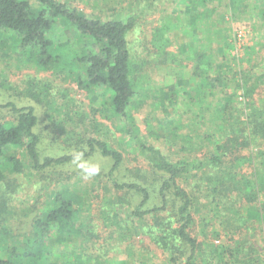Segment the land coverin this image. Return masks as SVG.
<instances>
[{"label": "rangeland", "instance_id": "374dc122", "mask_svg": "<svg viewBox=\"0 0 264 264\" xmlns=\"http://www.w3.org/2000/svg\"><path fill=\"white\" fill-rule=\"evenodd\" d=\"M26 1L33 12L39 9L38 0ZM57 1L93 19H134L128 41L137 94L130 113L148 143L174 159L178 157L172 147L174 140H182L181 135L192 131V116L201 115L204 106V98L195 93L192 77L195 54L191 17L201 0ZM213 6L216 10L211 13L207 8L205 18L209 13L213 18L220 16V3ZM240 20L230 23L228 15L216 20L218 26L227 27L230 48L226 51L234 56L236 72L245 65L243 53L247 46L260 43L256 47L264 55L261 21L256 22L252 10L242 14ZM49 38L51 50L63 57L60 68L37 66V49L21 50L15 33L0 30V122L14 118L10 104L19 109L31 108L37 119L35 132L41 160L70 155L91 137L105 141L122 154L124 161L116 179L138 180L133 175L137 168L143 169L142 163L129 147L121 122L108 111L109 94L79 87L76 79L85 76V66L67 63V56L80 53L82 41L58 22ZM67 42H74L77 49ZM220 46L213 44V51L220 50ZM194 119L197 127L203 125ZM5 156H16L21 171H13ZM84 160L98 164L99 172L86 178L72 162L34 170L24 149L8 148L0 154L5 176L0 182V257L17 264H172L174 251L168 233L173 226L163 234L160 226L169 221L168 217H136L133 210L141 199L111 187L106 177L111 161L99 153ZM56 196L70 200L73 220L62 229L52 227L41 235L36 222L44 221L49 210L57 206ZM194 220L190 233L199 244L194 264H224L226 258L217 253L234 244L221 233V213L216 216L201 210ZM241 237L251 243L255 257L264 264V228L243 229Z\"/></svg>", "mask_w": 264, "mask_h": 264}, {"label": "trees", "instance_id": "16d2710c", "mask_svg": "<svg viewBox=\"0 0 264 264\" xmlns=\"http://www.w3.org/2000/svg\"><path fill=\"white\" fill-rule=\"evenodd\" d=\"M38 2L40 7L33 12L26 0H0V30L15 33L21 50L37 49V66L56 69L63 66V57L51 50L49 35L56 22L72 29L77 41L83 43L80 55L66 57L69 65L85 66V76L76 79L78 86L109 94L108 111L121 122L127 143L143 169L134 171L133 177L138 180L116 179L124 158L103 140L88 137L75 152H83L84 158L99 153L111 161L106 174L111 187L141 199L133 210L136 217H168L169 221L160 225V232L166 233L172 224L168 233L174 251L172 264H194L199 244L190 231L195 214L201 210L216 216L221 213V233L234 244L219 249L221 253L217 254L226 258L224 264H260L255 248L239 236L243 229L264 228V55L256 47L260 43L247 46L243 53L245 65L236 72L234 56L226 51L230 48L227 27L218 26L216 20L228 15L230 23H240V16L252 10L256 22L261 21L264 28V0H201L194 7L192 77L195 93L204 98V106L201 115L192 116V131L181 135L182 140H174L172 147L181 153L174 151L178 155L175 159L146 141L130 113L137 94L128 41L134 19L103 21L57 0ZM215 2L220 3V16L213 18L209 13L205 18L207 8L211 13L216 10ZM217 43L220 50L213 51L212 45ZM66 44L77 49L74 42ZM8 106L14 118L0 122V154L8 148L24 149L34 170L72 162L75 152L41 160L33 110ZM195 117L203 122L202 126L194 124ZM5 160L13 171H21L16 156H5ZM4 178L0 168V182ZM56 201L57 206L49 210L45 220L36 222L41 235L52 227L62 229L73 220L70 200L59 196ZM0 264L17 263L0 257Z\"/></svg>", "mask_w": 264, "mask_h": 264}, {"label": "clouds", "instance_id": "9594fccd", "mask_svg": "<svg viewBox=\"0 0 264 264\" xmlns=\"http://www.w3.org/2000/svg\"><path fill=\"white\" fill-rule=\"evenodd\" d=\"M72 163L83 170L86 178L99 172V165L85 161L83 152H75Z\"/></svg>", "mask_w": 264, "mask_h": 264}]
</instances>
